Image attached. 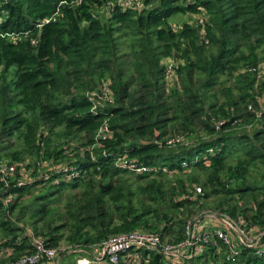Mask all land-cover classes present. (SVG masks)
I'll return each instance as SVG.
<instances>
[{
  "label": "trees",
  "instance_id": "1",
  "mask_svg": "<svg viewBox=\"0 0 264 264\" xmlns=\"http://www.w3.org/2000/svg\"><path fill=\"white\" fill-rule=\"evenodd\" d=\"M123 1L0 0V264L34 236L71 256L134 230L175 243L210 198L264 228V0ZM206 245L140 264H264Z\"/></svg>",
  "mask_w": 264,
  "mask_h": 264
},
{
  "label": "built area",
  "instance_id": "2",
  "mask_svg": "<svg viewBox=\"0 0 264 264\" xmlns=\"http://www.w3.org/2000/svg\"><path fill=\"white\" fill-rule=\"evenodd\" d=\"M131 0L123 1L127 4ZM166 73L171 75L175 63L172 60L165 62ZM264 110V105L260 107L258 113ZM106 130V126L101 128V133ZM15 169V164H0V171L10 172ZM201 191L200 187L196 188ZM209 216L198 218L193 217L185 224V237L183 240L172 243L162 241L158 233L145 232L142 230H134L130 232H122L108 237L102 244L99 260H104L105 264H117L119 260L125 262L133 261L137 264L146 263L147 260H141V248L143 249H160L168 258L171 254L178 263L184 257H189L195 253H201L206 244L219 239L228 245L229 257L235 258L240 252L241 246L249 247L257 255L264 254V228L251 225L249 228L247 222L241 216L234 218L224 212H206ZM236 237V239H234ZM68 245H62L59 249H65ZM58 249L53 246L46 245L44 239L39 236L33 237V250L20 257L16 262L9 264H36L41 260H50L57 256ZM95 261L81 256L76 259L75 264H91Z\"/></svg>",
  "mask_w": 264,
  "mask_h": 264
},
{
  "label": "crops",
  "instance_id": "3",
  "mask_svg": "<svg viewBox=\"0 0 264 264\" xmlns=\"http://www.w3.org/2000/svg\"><path fill=\"white\" fill-rule=\"evenodd\" d=\"M234 239H236V237ZM78 250L81 252V254H75L74 256H71V255H67L68 253L66 252L64 254L57 255L55 256V258L50 260H41L36 264H61V260L63 257H66L63 264H75L76 259L81 256L87 257L88 259L93 260L97 263H105L104 260L98 259L100 255L99 253L100 250H96L95 248L91 249L90 252L86 251L85 249H81V250L78 249Z\"/></svg>",
  "mask_w": 264,
  "mask_h": 264
},
{
  "label": "rangeland",
  "instance_id": "4",
  "mask_svg": "<svg viewBox=\"0 0 264 264\" xmlns=\"http://www.w3.org/2000/svg\"><path fill=\"white\" fill-rule=\"evenodd\" d=\"M192 15L191 14H189V13H183V14H180V13H177V14H175L173 17H171V19H170V21L174 24V25H176V24H179V23H181L183 20H186V19H192ZM122 38H124L125 39V37H122ZM126 43H125V41L123 42V44H122V50H125L126 48H127V44L125 45ZM263 62L260 64V68H259V71H258V73H259V75H260V77H262V78H264V60H262ZM254 175L258 178L259 176H260V174H258V173H254ZM212 198H210L209 199V201H208V205H206V208H205V211L206 212H209V211H211V212H213V211H216V210H219V209H215V210H213V208H212V206H211V203H212ZM205 215V213L204 214H201V216L199 217V218H203V216ZM208 216H206L205 217V219L207 218ZM74 256V255H73ZM171 256L172 257H170L171 258V260H174L173 258H175V256L174 255H172L171 254ZM65 258L66 257H63L62 258V260H61V264H63L64 263V260H65Z\"/></svg>",
  "mask_w": 264,
  "mask_h": 264
}]
</instances>
